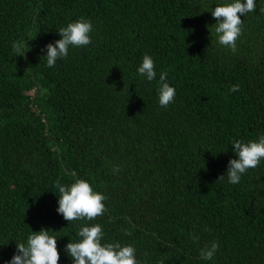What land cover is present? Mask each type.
I'll return each instance as SVG.
<instances>
[{
	"label": "trees",
	"instance_id": "16d2710c",
	"mask_svg": "<svg viewBox=\"0 0 264 264\" xmlns=\"http://www.w3.org/2000/svg\"><path fill=\"white\" fill-rule=\"evenodd\" d=\"M219 2L0 0V264L31 229L58 231L63 249L95 223L141 264H264V163L236 185L224 176L232 141L264 134V3L241 16L233 53L209 28ZM81 17L92 43L46 67L41 50ZM145 54L176 88L167 108L136 72ZM78 178L106 210L70 223L54 185Z\"/></svg>",
	"mask_w": 264,
	"mask_h": 264
},
{
	"label": "clouds",
	"instance_id": "9594fccd",
	"mask_svg": "<svg viewBox=\"0 0 264 264\" xmlns=\"http://www.w3.org/2000/svg\"><path fill=\"white\" fill-rule=\"evenodd\" d=\"M261 3H264V0H220L214 8L212 7L209 12L216 23L209 25V28L214 27L216 43L235 53L238 48L237 41L243 34L244 20L241 16L247 18L249 13L257 12ZM93 32V21L84 17L61 27L58 30L61 38L49 42L41 50L46 67H55L58 61L69 56L70 50L90 45ZM136 72L144 81L157 82L158 103L162 108L175 103L176 88L169 83L166 71L161 70L157 80V62L152 55L143 56ZM238 88V85H234L232 91L235 92ZM231 150L234 157L229 159L224 176L230 184L236 185L249 169L264 163V134L247 142L243 139L233 140ZM114 171L118 172L119 168ZM54 187L59 193L53 191L58 196L56 211L66 221H92L105 213L104 201L107 196L95 190L89 180L78 178L71 184H64L58 179ZM54 232L58 231L47 228L39 231L31 229L26 242L16 243V251L10 259L4 260L3 264H60L62 252L71 260V264H141L136 247L118 241H106L104 226L100 223L80 226L76 231L77 238H70L63 249L58 248L60 237ZM191 239L193 243L198 244L200 236L193 232ZM219 248V241H212L200 248L201 259L212 262Z\"/></svg>",
	"mask_w": 264,
	"mask_h": 264
}]
</instances>
